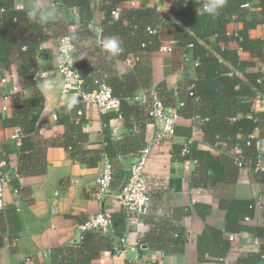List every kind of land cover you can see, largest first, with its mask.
<instances>
[{
	"label": "crops",
	"instance_id": "crops-1",
	"mask_svg": "<svg viewBox=\"0 0 264 264\" xmlns=\"http://www.w3.org/2000/svg\"><path fill=\"white\" fill-rule=\"evenodd\" d=\"M31 2L14 0L18 10ZM47 2L57 7L60 19L46 25L29 21L15 31L20 43H40L34 81L44 105L31 133L6 122L17 117L23 101L32 96L33 89L23 88L20 75L24 61L17 50L5 63L0 61V154L12 177L6 189V208L0 211V264H82L84 256L74 249L82 244L84 232L80 227L101 211L112 215L113 227L110 238L87 231L95 236L89 243L91 249L84 254H97L90 264H264V240L254 233L256 227L264 228V177L251 166L239 168L234 163L236 149L246 136H236L238 145L219 142L214 147L207 142L202 128L205 119L194 114L206 106L190 98L197 80L196 65L184 60V49L178 45L171 53L162 50L174 38V29L159 27L161 45L153 52L135 47L128 33L114 35L123 52L109 58L102 49L109 37L102 34L108 0H92L94 17L86 25L80 21L78 8L62 0ZM172 2L134 0L122 9L158 6L173 19ZM201 2L185 0L186 12L196 11ZM258 5L257 0L254 8ZM242 28L238 21L227 26L231 34ZM64 35L76 37L74 59L87 76L85 90L91 91L88 78L117 79L123 92L119 88L117 91L125 102L120 112H104L80 101L67 108L73 94L63 93V77L57 70L58 63L53 62L59 56L58 39ZM250 36L264 39V26L252 30ZM210 41L215 43L216 37ZM228 46L238 48L235 41ZM239 55L251 65L233 70L256 91L253 110L264 113V92L246 76L264 73V59L245 51ZM46 79H52L57 87L46 90L42 84ZM15 88L20 92L15 94ZM157 91L174 107L188 103L189 108L177 119L176 137L154 148L146 171L158 178L160 186L147 213L133 217L113 197L103 202L97 199V180L106 155L114 167L112 193L126 184L139 152L154 139L158 124L151 123L144 101ZM18 129L23 133L21 145L12 139ZM183 132H189V136ZM254 133L260 138V130ZM186 145L208 151L225 170L211 174L206 167L198 169L196 160L179 154ZM262 145L259 155L264 161V141ZM237 200L253 201L254 215L241 219L236 232H229L227 205ZM60 251L63 253L57 254ZM63 256L65 262L61 261Z\"/></svg>",
	"mask_w": 264,
	"mask_h": 264
},
{
	"label": "trees",
	"instance_id": "trees-1",
	"mask_svg": "<svg viewBox=\"0 0 264 264\" xmlns=\"http://www.w3.org/2000/svg\"><path fill=\"white\" fill-rule=\"evenodd\" d=\"M62 1L67 6L79 9L80 21L83 25L88 24L93 19L92 0ZM255 1L257 0H227L219 15L211 17L208 15H197L196 11L188 14L184 6L185 0H173L170 5L173 19L163 14L159 11L158 6H155L145 9L124 8L122 9L121 18L118 21H112V11L125 3L134 2V0H108L102 34L104 37H112L114 35L124 36L125 33H128L130 41L135 47L142 51L153 52L159 49L161 45L158 36L159 27L161 25L171 26L175 34L172 40L181 49H184V56L189 60L185 61L197 63L195 64L197 80L194 82V88L191 90L193 96L190 98L193 100L197 99L200 101V105L205 104L208 109V111H205L206 108H199L194 113L205 119L202 123V128L207 142L214 147L219 142H235L238 145L237 135L242 134L248 138L259 130L260 138L264 141V113H258L253 110L256 91L234 71L235 69L243 70V68L251 65V63L240 57L239 48L253 56L264 59V39H252L250 36L252 30H255L260 25L264 26V0H258L257 9L254 8ZM159 2L165 4L166 0H159ZM125 21L128 23L127 25H124ZM179 21L183 26L179 24ZM234 21L241 22L243 28L229 35L227 26ZM28 22L29 19L25 11L16 9L14 0H0V61L5 63L12 57V52L17 50L24 61L20 68L21 79H23L24 83L23 88L33 89L32 96L23 101V105L20 108L21 112L18 113V116L16 117L15 115L12 120L6 122L21 126L26 133H31L43 110L44 98L40 91L35 89L36 82L34 81L35 57L37 50L40 48V43H20L15 37V31L22 28L23 24H28ZM211 37H216L215 43L210 41ZM230 41H235L238 44V48L229 47ZM190 45H192V48L189 47ZM0 68L2 67L0 66ZM78 71L83 76L85 87L87 76L80 69ZM246 76L254 87L260 92H264V80L261 83L257 82L259 79L264 78L263 72L246 74ZM88 80L91 84L90 90L97 89V82H102L109 86L114 96L121 100V107L125 103L118 92L123 91L118 87L117 79H95L91 77ZM157 93L165 106L176 109L179 116H183L185 108H189L188 103H184L181 108H176L167 102L159 91ZM144 105L147 107L146 103ZM140 106L143 107V105ZM183 133L189 136V132ZM238 147L243 159L254 166L259 157L258 149L252 145L248 146L247 139L241 141ZM182 150L183 148L179 149L180 155ZM182 158L196 160L198 169L199 167L201 169L206 167L211 174L217 170L220 172L225 170L224 166L215 162V159L211 157L208 151L191 149ZM258 175L259 177H264V173L258 172ZM254 210L255 204L253 201H231L227 205L226 229L229 232H236L238 226H240L241 219L251 218L254 215ZM254 233L258 238L264 240V228L256 227ZM93 235V233L84 232L81 246L74 247L81 253V256H84L82 264H90L97 256L96 253H93V255L84 254L85 251L91 249L89 243L92 238L94 239ZM96 235H105L110 238L108 233L96 232ZM61 252L57 254L60 255L63 253ZM61 261L65 262L66 258L63 256Z\"/></svg>",
	"mask_w": 264,
	"mask_h": 264
},
{
	"label": "built area",
	"instance_id": "built-area-1",
	"mask_svg": "<svg viewBox=\"0 0 264 264\" xmlns=\"http://www.w3.org/2000/svg\"><path fill=\"white\" fill-rule=\"evenodd\" d=\"M121 15L122 6L117 7L112 11V21H118ZM228 34L231 35V33ZM69 37L70 35H64L58 39V52L59 56L72 57L74 59L75 44L73 39H69ZM176 47L177 43L172 40L170 44L164 46L162 50L171 53L175 51ZM189 47L192 48V45ZM238 51L240 54L244 53V50L241 48H239ZM184 60L189 61L185 56ZM57 70L63 77L64 94H75L80 102L95 105L104 112H120L121 100L114 96L112 89L106 84L97 82V89L91 91L84 89V79L82 74L78 71L75 62L71 63L66 60L63 64L58 63ZM41 76L44 78L46 77V74H42ZM263 80L264 78L259 79L257 82L261 83ZM193 88L194 86L192 89ZM13 92L15 94L19 93L20 89L15 88ZM190 95L193 96V92H190ZM6 99H9V97H6ZM137 101H140V98H137ZM144 103H148L147 112L151 123L158 124L154 139L147 147L139 152L134 164L131 166L128 181L119 191L112 193L114 167L106 155L100 176L97 180V199L100 202H103L109 197H113L116 204L124 209L129 216L133 217L143 216L147 213L152 196L156 190L159 189L160 182L158 178L149 174L146 171V167L150 156L153 154L154 148L159 147L165 141L176 137V122L179 117L176 109L165 106L164 102L159 98L158 93H154L151 99L144 101ZM78 114L82 115V111H79ZM22 138L23 133L20 129H18L12 137L17 145H21ZM262 144L263 141L257 137L255 133L247 138V145L254 146L258 151L262 148ZM190 150V146L186 145L182 150V154L187 155ZM234 163L239 168L251 166L256 172L264 173V161L260 155L255 165L252 166L250 162L243 159L239 147L236 149ZM11 182L12 177L8 172V163L0 154V211L6 208V189ZM112 227V215L106 211H101L86 221L80 229L82 232L94 231L110 233ZM230 239L233 240V236H231ZM115 251L118 252L119 248L115 247Z\"/></svg>",
	"mask_w": 264,
	"mask_h": 264
},
{
	"label": "clouds",
	"instance_id": "clouds-1",
	"mask_svg": "<svg viewBox=\"0 0 264 264\" xmlns=\"http://www.w3.org/2000/svg\"><path fill=\"white\" fill-rule=\"evenodd\" d=\"M227 0H202L196 9L197 15H208L215 17L219 15L222 8L226 5ZM22 10L25 11L27 18L30 22L36 25H46L50 22L60 19V13L54 4H50L47 0H32L27 6H22ZM75 35H71L69 39H75ZM102 49L109 58L118 56L123 48L116 37H108L102 43ZM71 63L75 62L72 57L55 56L54 63L63 64L65 61ZM43 87L46 90H52L57 87L56 83L52 79H46L42 81ZM79 103L78 97L74 94L69 97L67 101V108L70 110Z\"/></svg>",
	"mask_w": 264,
	"mask_h": 264
}]
</instances>
